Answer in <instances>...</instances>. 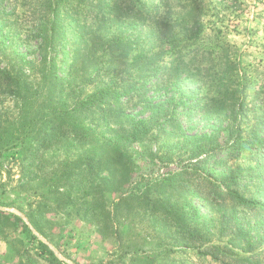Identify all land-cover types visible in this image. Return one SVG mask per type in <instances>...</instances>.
<instances>
[{"label":"rangeland","instance_id":"obj_1","mask_svg":"<svg viewBox=\"0 0 264 264\" xmlns=\"http://www.w3.org/2000/svg\"><path fill=\"white\" fill-rule=\"evenodd\" d=\"M181 1L0 0V264H264V0Z\"/></svg>","mask_w":264,"mask_h":264},{"label":"trees","instance_id":"obj_2","mask_svg":"<svg viewBox=\"0 0 264 264\" xmlns=\"http://www.w3.org/2000/svg\"><path fill=\"white\" fill-rule=\"evenodd\" d=\"M180 4H182L181 8L185 10L184 12L190 13L188 15H184V18L188 16L191 17L190 21L188 22V25L183 29L185 41H188V42L195 41L196 42L198 41L199 36L202 32V21L199 16L201 14V11L203 10V4L200 3V1H195V0H184V1H181L179 5ZM157 5L159 9L158 15L162 8L168 7L167 0H158ZM196 11H197L196 22L191 23L192 18L195 17ZM198 11L200 12V14L198 13ZM88 12H90V10ZM161 17H162V14H160L158 18H161ZM174 41L176 42L177 40H173V42ZM178 42L181 43L179 40ZM49 43L50 42L48 41L47 35L44 34L42 36V40L39 42L40 52L43 55L42 58L48 57L49 46L51 44ZM176 47H177V44L173 46V49H175ZM172 51L174 50H171L170 52ZM151 60L152 59H148V62L150 63ZM143 61H147V60L143 59L142 57H139L137 61L138 66H140L142 64L141 62ZM178 64H179V61L177 59L172 65L173 70ZM140 71L144 72V76L149 77L153 75L154 79H157L160 73V65L159 64L153 65V62H151L150 64L143 67ZM14 81H15V78L10 73L7 74L6 72H2V70L0 71V83H1L0 86L1 87H9L13 84L12 82ZM129 90H126L124 93L126 94L127 92H129ZM114 93L115 92L110 89L101 90L99 93L89 96L86 100L78 102L70 110L61 111L60 113L56 112L53 115L54 117H52L54 118L53 121L59 124H64V122H67L66 118L68 119L70 118L71 121L67 122V124H69L72 127V131L74 132L73 135L75 136L74 138L84 139L86 138L87 134L90 131V129L86 128L83 124L84 119L87 118V115L85 114L90 112L91 114L89 116H92V118L94 117V115H98V117L105 116L108 112H105L104 105L102 104L110 103L111 101L115 100V98L117 100V97H115ZM99 104L100 106L98 107V109H94V107H97ZM237 131L238 132L240 131L239 124L237 126ZM103 149L105 150L106 155H107V159L104 162L106 164L105 166L107 168L117 166L120 161V156L118 155L119 153L117 152V149L113 147L110 143L106 144ZM94 157H98V155L96 153H92L91 155H88L85 158L86 162L84 163L94 165L95 164ZM263 160H264V157H263ZM262 175L264 176V171ZM9 220H11V218L8 215L0 212V224H4L5 222H8ZM2 231L3 229L0 228V233H2ZM50 253L52 254V256H54L52 252Z\"/></svg>","mask_w":264,"mask_h":264}]
</instances>
